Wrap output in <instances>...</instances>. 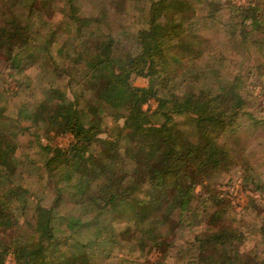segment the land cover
I'll return each mask as SVG.
<instances>
[{"label": "trees", "instance_id": "obj_1", "mask_svg": "<svg viewBox=\"0 0 264 264\" xmlns=\"http://www.w3.org/2000/svg\"><path fill=\"white\" fill-rule=\"evenodd\" d=\"M139 1L115 34L127 0L93 16L77 0H0V264H112L97 240L102 255L127 244L116 264H264V163L222 140L255 119L264 0ZM41 129L71 138L42 146L51 192L19 171L18 134ZM235 166L240 212L214 178ZM66 191L79 213H60Z\"/></svg>", "mask_w": 264, "mask_h": 264}, {"label": "rangeland", "instance_id": "obj_2", "mask_svg": "<svg viewBox=\"0 0 264 264\" xmlns=\"http://www.w3.org/2000/svg\"><path fill=\"white\" fill-rule=\"evenodd\" d=\"M105 1L109 0H77V5L80 8V12L85 16H93L100 12L102 6L105 5ZM118 1V0H117ZM234 3H241L242 0H232ZM142 1L139 0H127L129 13L127 15H121L120 12L114 11V17L118 23V25L114 29L115 34H120L122 31H125L121 25H129L134 21V15L137 14L138 10L140 11ZM205 13L203 8H200V15L202 16ZM134 14V15H133ZM200 16V17H201ZM200 17H196V19L200 20ZM199 27L203 28V25H199ZM133 29V28H132ZM200 31L206 35L212 34L213 37H216V33H212L211 30ZM126 34V33H125ZM125 34L121 36V39H125ZM64 39V37H62ZM127 42V40H124ZM73 42V41H72ZM134 83L139 86H146L148 84V80L144 77H137L134 80ZM259 83V82H258ZM186 84L183 86L185 87ZM182 87V88H183ZM262 84L258 85L255 88V100L253 106L250 107V112L254 114L256 120H264V89L261 88ZM150 106L154 105V101H150ZM254 119V120H255ZM180 123H184V125L188 124L187 120L183 118H179ZM247 115H242L239 117L236 125L234 126L233 131H231L226 137L222 140L225 141L228 145H232L237 138L242 139V145L244 146V153L248 159H260V162L264 163V122L257 123ZM23 125V124H22ZM36 129V126H34ZM19 130V129H18ZM17 130V131H18ZM34 131V130H33ZM106 134L102 133V137H105ZM71 138L69 136H55L52 140L47 138L42 129L38 130L37 133L31 132L30 134H22L20 132L18 134L17 142L20 144V154L19 156L22 159V166L19 171L22 172V177L25 181L29 180V183L33 185V188L36 192H41L43 190V186L47 185V191H53V184L51 181L46 178L44 174V170H40L42 163L45 161V150L42 149V146L48 144L58 145L65 147L69 144ZM121 155L124 154L123 150H121ZM264 171V167L262 169ZM39 176H44L43 179H40ZM241 171L239 166H235L228 173H222L219 175H214V178L223 185L226 184L228 179H231L230 184L222 187L230 192L232 196V205L235 211L240 212L242 208L246 205L247 195L243 190H241L242 182H241ZM56 179V177H55ZM52 194V193H51ZM64 202L60 205L59 210L60 213H73L77 214L81 211V206L74 203V200H70L69 194L66 191L62 196ZM74 201V202H73ZM81 208V209H80ZM101 230L98 229V233ZM88 231H81L77 237V239L81 238L84 242L92 237ZM91 248L94 249L91 251V254L95 255L96 258H102L104 261L106 260L108 263L116 264L118 261L117 257H120L125 253L127 244H122V246H109L106 248V255L101 254V249H105V242L97 240L93 241L91 244ZM155 253V252H154ZM107 255H112L114 258H108ZM115 255V256H114ZM103 256V257H102ZM106 256V257H105ZM6 264H15L14 259L10 256L8 257Z\"/></svg>", "mask_w": 264, "mask_h": 264}]
</instances>
